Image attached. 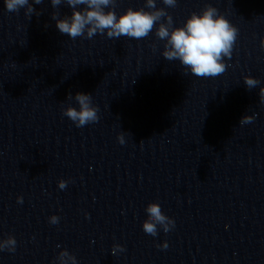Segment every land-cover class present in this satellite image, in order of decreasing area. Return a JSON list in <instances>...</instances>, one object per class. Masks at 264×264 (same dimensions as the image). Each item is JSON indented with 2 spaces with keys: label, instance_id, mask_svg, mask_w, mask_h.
I'll list each match as a JSON object with an SVG mask.
<instances>
[{
  "label": "clouds",
  "instance_id": "clouds-1",
  "mask_svg": "<svg viewBox=\"0 0 264 264\" xmlns=\"http://www.w3.org/2000/svg\"><path fill=\"white\" fill-rule=\"evenodd\" d=\"M117 0H51V5L56 8L62 3L70 6L72 14L58 18V13L52 14L56 21V27L61 34H66L72 40L77 37L92 39L96 34H105L108 38H120L121 36L143 39L149 35L154 26L159 22L156 36L159 40L166 41L163 57L168 61L178 60L185 69V75L190 70L196 77H216L226 70L225 57L230 58L233 47L238 37V29L232 25L224 15L219 14L218 9L207 4L197 14L193 12L180 27H173V18L164 8H157L155 0H146L144 8L133 10L129 7L123 14L117 17L115 5ZM8 12L19 13L25 9L24 15L29 20L36 10L33 4H41L43 0H4ZM168 7H175L177 0H163ZM84 5L82 10L77 6ZM105 9H108L105 11ZM39 15V13H37ZM166 18V22H161ZM261 47H264V39H261ZM155 49V45H153ZM244 83L249 90L257 87L260 81L252 76H245ZM259 96L264 103V87L259 90ZM73 95L69 93L67 99L71 100ZM79 108L69 105L63 110V115L68 117L76 127L98 122L99 107L93 104L91 94L77 92L74 96ZM254 115L243 116L239 123L241 125L253 122ZM120 144L125 143L124 133L117 136ZM67 181H58V187L64 189ZM18 203L23 202L22 197H17ZM148 218L143 222V231L151 236H156L158 227L167 233L175 227V221L166 216L158 203H149L146 207ZM51 224H57L59 217L53 215L49 218ZM16 240L8 236L0 240V251H15ZM158 247L167 248V242ZM125 251L120 244H115L112 254ZM59 264H77L76 257L67 250H63L58 256Z\"/></svg>",
  "mask_w": 264,
  "mask_h": 264
}]
</instances>
